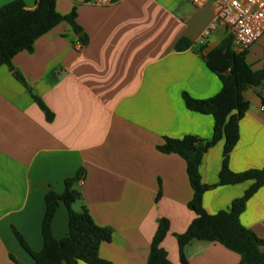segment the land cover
<instances>
[{
	"label": "crops",
	"instance_id": "1",
	"mask_svg": "<svg viewBox=\"0 0 264 264\" xmlns=\"http://www.w3.org/2000/svg\"><path fill=\"white\" fill-rule=\"evenodd\" d=\"M12 0H0V7ZM34 8L37 0H22ZM76 10V23L87 41L61 21L39 36L32 51L0 66V264H32L14 229L28 248L42 246L44 196L61 193L64 179L83 169L75 184L93 221L112 228L99 255L111 264H146L159 218L169 220L161 242L167 258L180 264L177 236L195 213L185 160L157 149L163 137L194 135L209 139L213 117L185 107L182 93L208 98L219 77L203 56L227 35L213 21L212 4L191 0H56V10ZM80 33V34H81ZM187 38L191 46L174 49ZM253 70L264 62V34L245 55ZM37 95L53 116L35 103ZM248 107L238 122L239 138L229 154L233 172L264 167V98L256 88L243 92ZM223 139L210 147L199 164L203 183H215ZM251 181L221 185L204 192L208 213L227 209ZM160 196L156 199L157 193ZM240 223L264 239V186L247 200ZM51 231L55 239L68 232V212L59 202ZM264 250V247H262ZM188 264H239L238 253L216 241L192 240L184 247ZM79 264H86L80 261Z\"/></svg>",
	"mask_w": 264,
	"mask_h": 264
},
{
	"label": "trees",
	"instance_id": "2",
	"mask_svg": "<svg viewBox=\"0 0 264 264\" xmlns=\"http://www.w3.org/2000/svg\"><path fill=\"white\" fill-rule=\"evenodd\" d=\"M91 2L94 0H83ZM76 10L60 14L56 10V0H37L34 8H27L22 0H12L0 7V66L5 64L13 75L22 80L21 75L12 67L13 56L22 51H32L34 41L61 21H67L78 40L84 45L87 41L82 29L76 23ZM191 46L187 38L176 41L174 49L182 50ZM246 51L237 52L232 48L231 38L226 35L220 43L203 56L207 67L221 81L219 91L208 98H194L182 93L187 109L213 117L212 135L201 139L194 135L179 138L163 137L157 149L163 153H176L185 160L186 173L192 197L187 203L195 213L186 230L177 236L180 264H188L184 247L192 240L216 241L240 256L239 264L264 263V239L244 227L239 220L247 200L264 186V167L233 172L228 166L229 154L239 138L238 122L245 114L248 102L243 92L248 88H257L264 73L261 69L253 70L245 60ZM33 99L50 121L52 112L37 95ZM223 139L221 166L215 183H203L199 174V164L204 153L219 140ZM83 169L64 179L61 193L49 190L44 196L45 210L41 221L42 246L37 252L31 251L21 235L14 229L20 245L29 253L32 264H111L99 255L101 243L110 242L112 228L96 224L85 206L73 209V203L81 199V192L75 184L81 179ZM251 181L249 187L240 196L232 200L227 209L208 213L202 206L205 191L221 185ZM160 196L157 193L156 199ZM59 202L68 212V232L55 239L51 231V222ZM169 220L159 218L149 246L146 264H173L161 247V242L169 230Z\"/></svg>",
	"mask_w": 264,
	"mask_h": 264
},
{
	"label": "built area",
	"instance_id": "3",
	"mask_svg": "<svg viewBox=\"0 0 264 264\" xmlns=\"http://www.w3.org/2000/svg\"><path fill=\"white\" fill-rule=\"evenodd\" d=\"M191 1L198 7L210 3L215 10V17L205 28L203 35L206 36L221 24L225 27L227 35L231 38L232 48L237 52L246 51L264 34V0ZM77 45H82L79 40L77 41ZM256 89L261 98H264V73ZM262 109H264V106H262Z\"/></svg>",
	"mask_w": 264,
	"mask_h": 264
},
{
	"label": "water",
	"instance_id": "4",
	"mask_svg": "<svg viewBox=\"0 0 264 264\" xmlns=\"http://www.w3.org/2000/svg\"><path fill=\"white\" fill-rule=\"evenodd\" d=\"M82 34V33H81Z\"/></svg>",
	"mask_w": 264,
	"mask_h": 264
}]
</instances>
